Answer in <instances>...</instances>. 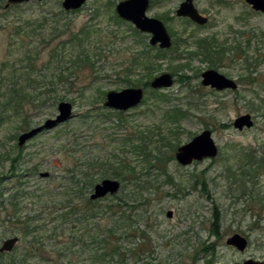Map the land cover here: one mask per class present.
<instances>
[{
	"label": "rangeland",
	"instance_id": "1",
	"mask_svg": "<svg viewBox=\"0 0 264 264\" xmlns=\"http://www.w3.org/2000/svg\"><path fill=\"white\" fill-rule=\"evenodd\" d=\"M6 1L3 0V4ZM62 1H29L19 9H11L4 17L0 12V62L13 51L11 26L20 15L34 17L33 23L42 24L45 35H50L55 31V21L46 18L59 14L61 25H71L59 34L61 39L87 23L97 26L101 32L98 37L92 36L85 46L97 59L95 69L88 66L79 71L78 84L88 87L86 95L82 97L76 88L69 92L64 85L58 87L65 91L63 100L73 104V118L40 132L22 146L18 145V137L25 130L17 127L19 123L10 122L0 127V164H5L4 155L16 156L21 148L17 173L23 175L5 174L2 200L7 202L11 193L24 189L29 194L21 198L22 215L37 213L42 209L40 205L47 202H34L32 191L50 188L53 194L59 193L60 187L70 180L67 169L74 167L72 152L78 150L79 155H75L81 157L79 164L84 167L95 164L91 173L96 183L104 178H117L113 174L106 175V171L112 173L125 161L138 170L144 186L152 184L148 209L153 216L140 222L142 228H149L152 244L142 242L149 247L136 263L129 264H243L249 258L264 261V13L255 11L246 0H194L197 8L209 17V24L201 28L176 16V9L183 0H151L147 15L162 19L173 41L180 44L176 52L155 61L158 70L153 78L169 72L174 76V84L159 93L153 92L151 86L146 88V100L125 112V123L116 117L111 121L96 118L84 121L81 113L96 104L94 101H101L104 106L106 94L101 100L100 89L107 92L136 87L126 85L121 79L127 66L123 60L130 53L141 51L142 42L129 30L135 28L131 22L118 24L114 20L115 7L120 0H87L83 7L70 13H62ZM206 34H216L226 43L225 51L213 64L192 53L196 48L193 36ZM149 38L147 34V43ZM208 68L235 79L238 88L218 91L204 86L201 74ZM133 70L132 79L144 73L142 66ZM57 104L52 106L47 102L33 111L32 127L55 117ZM171 108L185 112L179 123L165 117ZM246 113L252 115L254 124L239 130L234 121ZM205 129L212 131L218 154L181 165L172 145L178 148ZM143 130L152 140L159 141L157 147L166 153L164 166L148 167L144 157L125 140ZM73 140L79 145L74 146ZM6 165L8 167L9 162ZM45 172L48 176H42ZM112 199L110 195L100 203L106 205ZM169 210L173 211L172 217L167 215ZM54 215L57 214L43 212L37 224L45 223L44 228L34 237H25L23 230L3 223L6 211L0 204V246L4 239L16 235L19 242L12 255L18 260L25 259L26 264H104L91 258L95 248L90 245L91 234H87L89 230L83 234L75 216L62 221ZM214 221H217L216 227ZM234 233L248 239L244 251L227 244ZM32 237L38 243L30 251Z\"/></svg>",
	"mask_w": 264,
	"mask_h": 264
},
{
	"label": "trees",
	"instance_id": "2",
	"mask_svg": "<svg viewBox=\"0 0 264 264\" xmlns=\"http://www.w3.org/2000/svg\"><path fill=\"white\" fill-rule=\"evenodd\" d=\"M25 4L27 3L6 7L3 0H0V12L3 15L1 17L9 13L11 9H19ZM74 11L76 10H62V13ZM58 16L59 14H51L49 18H46L55 21V31H51L50 35H45L42 24L33 23L35 21L33 20L34 17L20 15L17 18V23L11 26L13 29V31L11 30V36L14 37L11 46L13 51L0 62V127L6 123L14 122L19 123L17 127L25 131L32 128L33 111L44 107L47 102L54 106L66 98L65 91L58 89L60 84L67 88L66 91L70 92L73 88H76L82 97L86 95L88 87L78 84L79 71L88 66L95 69L97 59L93 58L85 46L92 36L98 37L101 32L97 26L87 23L80 30L72 32L71 35L61 39L59 34L70 28L71 25L70 23L61 25ZM113 18L118 24L125 23V20L117 14ZM129 30L138 42H142V50L130 53L123 60L124 66H127L124 68L125 71L121 79L126 85H141L146 89L150 87L154 72L158 70L155 61L176 52L180 44L173 41L171 49H161L146 42L147 34L141 33L136 28L130 27ZM57 37L60 40L56 41ZM193 37L195 38L196 48L192 53L211 64L215 63L225 51L224 46L226 43L221 42L216 34ZM153 51L155 53L152 56ZM66 56H69V60L66 59ZM138 66L143 67L144 73L138 79H132L131 73ZM94 78H96V75ZM100 91L102 100L106 91L102 89ZM152 91L159 93L161 89H152ZM94 99L97 100V97H94ZM72 101L75 103L74 99ZM94 102L96 104H92L84 113H81V119L84 121L93 120L94 118L111 121L113 117H116L121 123L127 121L126 111L105 107L101 104V101ZM165 117L170 121L172 120L173 123H179L185 117V112L180 108H171L165 113ZM125 140L131 143L132 149L144 157V161L149 164L148 167H154L155 164L159 166L166 164V153L161 151L160 146L157 147L159 141L152 140L146 135V131H136L134 135L126 137ZM73 143L74 146L79 145L77 141L73 140ZM172 148L174 151L177 150V145H172ZM21 151L22 149L18 148L16 156L6 155L5 157L4 155L3 162L5 164H0V204L3 205V210L6 211V219L3 220V223L11 225L10 228L18 227L21 231L23 230L25 237L30 235L34 237L45 226V223L43 225L37 224L42 218L41 214L43 212H55L57 215H54V217L61 218L62 221L75 216L73 218L82 226L83 234H86V230H89L87 234H91L90 245L95 246L91 258H95L96 262L104 264H129L131 261L136 263L143 252L151 246L150 230L147 227L142 228L140 222L143 218L150 219L153 216V212H149L148 209L151 202L149 194L152 184L149 183L148 186H144L140 173L130 163L121 161L112 173L106 171V175L113 174L120 179L121 189L118 193L111 195L113 199L105 205L101 204L100 201L110 195L97 200L90 198V190L96 184L94 174L91 173V169L95 167V164L92 163L84 167L79 164L81 157H76V155H79V151H73L75 165L67 169L70 176L69 182L63 184L60 187L61 191L57 194H53V190L50 188L34 189L32 191L33 201H46L47 204L42 207L40 205L42 209H39L37 213L22 215L21 198L27 196L29 192L18 188L9 195L6 202L2 200L4 192L1 188L4 178H6L5 174L13 173L11 176L17 174L23 176L21 173H17L19 170L17 165L20 158H22ZM173 158L174 156H172ZM7 162H9L8 167ZM1 170H5V173H2ZM57 195H60V197H57ZM143 205L146 208L141 209ZM148 213L150 215H147ZM88 220H93L95 223H88ZM216 225L217 221H214L213 226L216 227ZM212 230L216 232L215 228ZM33 237L29 241L28 249L30 251L35 249V245L38 243ZM146 241H148V247L144 245L145 243H142ZM149 252H151V249ZM12 254V252H0V264H26L25 259L18 260ZM145 264L149 263L145 262Z\"/></svg>",
	"mask_w": 264,
	"mask_h": 264
},
{
	"label": "water",
	"instance_id": "3",
	"mask_svg": "<svg viewBox=\"0 0 264 264\" xmlns=\"http://www.w3.org/2000/svg\"><path fill=\"white\" fill-rule=\"evenodd\" d=\"M29 1L42 0H7L5 6L9 7L15 4H21ZM87 0H63L62 6L65 10H74L83 6ZM253 9L264 13V0H246ZM150 0H120L116 5V13L122 19L131 22L136 29L142 33L150 34L149 43L158 46L161 49H170L173 45L172 36L165 23L158 18L149 17L147 9ZM176 14L182 17H188L199 25H205L208 17L203 15L195 6L193 0H184L176 10ZM202 84L215 90L237 89L238 83L214 68H208L202 72ZM175 82L174 76L169 72L161 73L150 81L153 89H163L171 87ZM145 97V88L143 86L126 87L121 90H109L106 92L104 106L127 111L139 106ZM58 113L53 118H48L43 124L34 126L29 130L23 131L18 137V145L22 146L29 139L33 138L44 130L52 129L75 116L73 104L62 100L57 104ZM254 124L252 115L246 113L237 117L234 126L242 130L245 127L250 128ZM218 154V147L212 137V131L205 129L195 135L190 141L180 145L175 153L176 160L181 165H189L194 161H200L205 158L215 157ZM42 176H48V172L42 173ZM121 189V182L117 178H104L97 182L90 194L92 200L103 198L107 195L118 193ZM168 217H172L173 211L167 212ZM19 242L18 236H11L3 240L0 246V252L10 253ZM227 244L244 251L247 248L248 240L239 233H234L227 239ZM243 264H264L263 260L246 259Z\"/></svg>",
	"mask_w": 264,
	"mask_h": 264
},
{
	"label": "flooded vegetation",
	"instance_id": "4",
	"mask_svg": "<svg viewBox=\"0 0 264 264\" xmlns=\"http://www.w3.org/2000/svg\"><path fill=\"white\" fill-rule=\"evenodd\" d=\"M184 1V0H183ZM194 1V0H193ZM87 2V1H86ZM85 2V3H86ZM119 2V1H118ZM247 2V1H246ZM84 3V4H85ZM248 3V2H247ZM83 4V5H84ZM150 4H151V0H150ZM150 4H149V6H150ZM194 4H195V2H194ZM249 4V3H248ZM117 5V4H116ZM250 5V4H249ZM196 6V5H195ZM251 6V5H250ZM83 7V6H82ZM197 7V6H196ZM252 7V6H251ZM81 8V7H80ZM116 8V7H115ZM149 8V7H148ZM79 9V8H78ZM78 9H74V10H78ZM65 10V9H64ZM116 10V9H115ZM148 10V9H147ZM177 10V9H176ZM199 10V9H198ZM255 10V9H254ZM66 11H70V10H66ZM200 11V10H199ZM255 11H257V10H255ZM201 12V11H200ZM257 12H260V11H257ZM176 13V12H175ZM202 13V12H201ZM262 13V12H261ZM117 14V13H116ZM203 14V13H202ZM118 15V14H117ZM203 15H205V14H203ZM176 16H178L177 14H176ZM205 16H207V15H205ZM150 17V16H149ZM178 17H182V16H178ZM208 17V16H207ZM121 18V17H120ZM156 18V17H155ZM122 19V18H121ZM159 19V18H158ZM184 19H189L191 22H193L190 18H188V17H184ZM124 20V19H123ZM162 20V19H161ZM126 21V20H125ZM163 21V20H162ZM164 22V21H163ZM165 23V22H164ZM195 23V22H194ZM209 24V17H208V22L205 24V25H199V24H197L196 23V25H199V26H203V27H205L206 25H208ZM165 25H166V23H165ZM166 27H167V25H166ZM148 34V33H147ZM172 36V35H171ZM172 40H173V37H172ZM173 46V45H172ZM156 47H158L157 45H156ZM159 48V47H158ZM172 48V47H171ZM170 48V49H171ZM211 88V87H210ZM211 89H213V88H211ZM243 236V235H242ZM245 237V236H244ZM247 239V238H246ZM248 240V239H247ZM249 243V242H248ZM248 246V245H247Z\"/></svg>",
	"mask_w": 264,
	"mask_h": 264
}]
</instances>
